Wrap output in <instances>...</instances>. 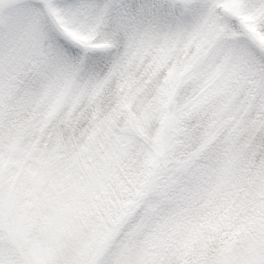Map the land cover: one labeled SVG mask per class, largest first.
Segmentation results:
<instances>
[{
    "label": "snow or ice",
    "instance_id": "snow-or-ice-1",
    "mask_svg": "<svg viewBox=\"0 0 264 264\" xmlns=\"http://www.w3.org/2000/svg\"><path fill=\"white\" fill-rule=\"evenodd\" d=\"M0 264H264V0H0Z\"/></svg>",
    "mask_w": 264,
    "mask_h": 264
}]
</instances>
